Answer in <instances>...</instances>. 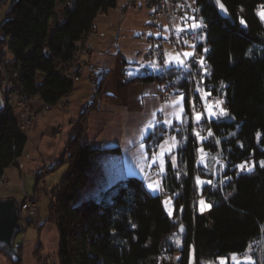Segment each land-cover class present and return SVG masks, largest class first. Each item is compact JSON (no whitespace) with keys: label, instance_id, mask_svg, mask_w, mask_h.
I'll list each match as a JSON object with an SVG mask.
<instances>
[{"label":"trees","instance_id":"obj_1","mask_svg":"<svg viewBox=\"0 0 264 264\" xmlns=\"http://www.w3.org/2000/svg\"><path fill=\"white\" fill-rule=\"evenodd\" d=\"M220 1L228 17L220 14L215 0H197L195 14L204 25L209 48L203 62L211 75L202 90L210 98H223L227 113L199 123L210 135L199 146L206 150L208 163L197 159L189 83L175 79L177 66L167 63L165 76L153 80L184 95L187 105L185 121L174 130L177 165L167 157L162 182L165 195L172 199V213L165 208L164 195L151 192L136 176L122 178L74 205L90 179L91 159L101 151L82 140L78 127L66 146L70 169L52 204L59 234L58 264H163L177 254L178 264H218L221 257L231 264L230 253L247 247L253 238H262L264 246V24L258 15L264 0ZM59 3L65 7L61 22L55 18ZM116 6L117 0H16L0 25L4 36L10 37L13 59L5 70L14 93L53 105L68 96L75 83L65 77L63 65L74 59L79 46H86V39L96 32L97 18ZM195 47L200 52L204 45L196 41ZM2 79L0 68V85ZM94 83L100 95L104 78L97 75ZM93 106L89 102L86 112ZM167 132L158 125L148 135L149 155ZM27 141L13 108L1 106L0 176L17 165ZM219 153L227 161L225 182L212 193L211 159ZM199 192L210 206L207 216L198 211ZM14 245L19 259L12 264H22L23 243ZM255 254L249 262L234 264H264V258L258 260Z\"/></svg>","mask_w":264,"mask_h":264},{"label":"crops","instance_id":"obj_2","mask_svg":"<svg viewBox=\"0 0 264 264\" xmlns=\"http://www.w3.org/2000/svg\"><path fill=\"white\" fill-rule=\"evenodd\" d=\"M128 2L129 0H117L115 9L100 15L102 17L100 21L106 29L103 31L100 25L95 24L96 32L85 41L86 46L95 49V55L87 61L85 77L77 82L80 84L74 85L67 96L71 104L69 111H53L33 122L26 131L28 141L23 155L17 161V165L11 166L16 167L18 171L14 172L10 168L5 171L10 179H15L17 175L21 177L22 170L27 167L35 174L45 167L52 169L66 159V146L75 136L78 128L77 123H71V120L80 121L85 112V130L82 139L92 147L101 150L91 159L89 180L99 178L100 184L111 186L122 178L136 176L143 179L147 186L153 184V188L148 187L151 192L158 191L155 194H161L159 190L165 176L167 157L170 156L173 165H177L178 140L174 130H178V126L187 117L186 99L182 94H173L167 102L159 97L160 85L149 76L151 70L157 68V63H148L143 59L151 46V41L156 38L152 33V36L146 37L147 40L143 39L142 43L130 41L137 36L132 33L136 30L130 23H135V16L141 10H128L123 13L122 10ZM140 3L138 1L137 5ZM61 8L59 22L63 19L65 7L61 5ZM90 75L104 78L100 95H97L96 83L88 80L87 77ZM136 78H138L136 81L129 82L130 79ZM82 80H84L83 83H81ZM91 101L94 102V106L86 112L87 105ZM173 101H180L183 113H180L179 107L173 105ZM0 105H3L1 99ZM173 113H179V118ZM204 115V119H212L208 112L204 111ZM148 121H152L155 127L163 125L168 130L157 151L152 155H149L147 151L145 139L155 127L149 130ZM165 121H171V123H165ZM141 136L144 137L143 140ZM141 143L145 145L143 149L140 147ZM113 148H119V152H111ZM27 151L31 154L28 160L25 158ZM142 154L143 160H141ZM66 164L62 177L58 179L59 185L70 169V162L65 161L49 172L55 175L57 169ZM49 181L48 175L46 180L41 179L39 183L42 190L38 195V210L35 211L41 209V196H45L50 201L52 188L59 187L54 185L56 183L50 185ZM17 195L18 190L8 185L3 188L0 197L24 201H21ZM28 196L30 195L25 194L24 199ZM199 202H201L199 213L207 216L210 206L205 197L200 198ZM51 224L52 226L47 228L46 225H41L36 240L23 242L22 264H45L49 258H52L54 262L58 261L59 234L57 225ZM43 233L44 241L41 238ZM44 243L48 247H45ZM178 257L179 254L175 255L173 261L164 260L163 264H178ZM249 261V258H245L237 263ZM0 264H11V261L4 254H0Z\"/></svg>","mask_w":264,"mask_h":264},{"label":"built area","instance_id":"obj_3","mask_svg":"<svg viewBox=\"0 0 264 264\" xmlns=\"http://www.w3.org/2000/svg\"><path fill=\"white\" fill-rule=\"evenodd\" d=\"M150 5L149 14V26L162 27L163 19L168 23V29L170 31V43L173 47H177L180 50L182 42L186 38H191L193 41H198V36L203 35L204 40L198 41L203 43L204 47L202 51L194 45V53L190 57H185L183 54V61L187 65V68L177 67L175 73V79L183 80L189 83V106L193 113L194 102L199 95L200 88L202 90V83L207 76L211 75V70L204 65V53L208 52L209 48L205 44L204 25L201 28H188L189 25H193L199 20L195 14L198 9L197 0H145ZM201 21V20H200ZM183 29V31H181ZM10 37H5L0 28V68L3 72V79L0 85V99L3 101L2 106H11L16 115L17 121L21 128L30 126L32 120L43 117L46 113L58 110H69L70 102L65 99H61L57 104H48L42 102L41 109L33 108V101L26 100L23 97L17 96L13 91V82L5 70L6 67L12 62L13 56L10 52L8 42ZM207 49V51H205ZM11 55L9 59L7 53ZM94 54V50L91 47L81 45L77 48L76 55L73 60L66 62L63 65V72L65 77L71 79L74 83L81 80L84 71L87 66V61ZM145 62L157 63V68L151 70L150 77L155 79L156 77H163L166 74L168 67L165 53L163 52L160 44L153 41L152 45L147 51L144 58ZM90 81L94 82L95 75L89 76ZM175 94L174 89L168 88L166 85H160L159 96L163 101H168L170 97ZM202 96H200L201 99ZM202 100V99H201ZM203 102V101H202ZM204 104V103H203ZM199 106V105H198ZM192 134H200V125L194 124L192 127ZM197 135V136H198ZM227 169V161L222 154L214 160V173H213V186L216 184L219 177L223 176ZM42 171V170H41ZM40 171V173H41ZM2 178V177H0ZM21 211L29 208H35L36 202L29 201L24 204L18 203ZM262 238L255 237L250 244L242 249H239L235 256L229 257L231 264L237 263L240 259L249 258L254 253H259L262 248ZM49 264V263H48Z\"/></svg>","mask_w":264,"mask_h":264},{"label":"rangeland","instance_id":"obj_4","mask_svg":"<svg viewBox=\"0 0 264 264\" xmlns=\"http://www.w3.org/2000/svg\"><path fill=\"white\" fill-rule=\"evenodd\" d=\"M0 1L2 2L1 6H0V25H1L8 18V10L10 9L11 5L16 0H0ZM138 1L141 2L139 5H137ZM61 9L62 8H61V5L59 3L58 4V8L56 9V15H55V18L57 20L59 19L60 15H61ZM135 9L136 10L138 9V10H141V11H138V13L136 14L135 23H130V24H133V29L136 30V31H134L132 33L137 35L134 39H130V41L142 43V42H144L143 39L147 40L146 37L147 38L151 37L152 33H153L154 34L153 37L156 38V39L152 40L150 45H152L153 41H156L158 44H160L163 52L165 53V57H166L167 63L169 65H173V66H176V57L177 56H179V59L183 60L182 54H184V53L193 54L194 53V45L196 44V41H193L191 38H186L182 42L180 50L177 47L175 48V47H173L171 45V43L169 41L170 40V31L168 29V23L165 21V19H163V21H162V23H163V27L162 28L149 26V24H148L149 22L148 21H149V14H150L151 8H150V5L147 2H145V0H129V2L123 8L122 11H123V13H126L128 10H135ZM147 11H148V14H147ZM146 14H147V17H146ZM258 15H259V17L261 18V20H262V22L264 24V18H262V17H264V5H262L259 8ZM101 18H102L101 16L98 17L96 24L100 25L101 29L103 31H105L106 26L101 23V21H100ZM103 18H104V16H103ZM196 24H201L203 26V23L200 20L198 22H196ZM53 26L54 25H53V22H52L51 23V29H52ZM191 26L192 25H189L188 28H191ZM201 27H198V28H201ZM139 39H141V40H139ZM203 40H204V36L203 35H199L198 36V41H203ZM91 49H93V48H91ZM93 50H94V54H93V56H94L95 55V49H93ZM146 54H147V52L144 54L143 59L145 58ZM190 56H188V57H190ZM7 57L9 59L11 58V55L9 54V52L7 53ZM91 58H89V60ZM87 65H88V63H87ZM85 75H86V69L84 71L83 77H85ZM87 78L90 81L89 76ZM79 81H77V82H79ZM77 82H75L76 85L80 84V83H77ZM83 82H84V80L81 81V83H83ZM90 82H92V81H90ZM92 83H94V82H92ZM87 86H90V85L87 84ZM159 91H160V88H159ZM202 91L203 90H201V88H200L199 95L197 96V99L194 102L195 105H194L193 108H195V110H193V113L191 112V121H192L193 125L194 124L198 125V123H200L202 120H204V118H205L204 111L208 112L207 105H211L212 111L216 112V115H210L209 112H208V114L210 115V118H215L217 115H220L219 114V110L220 109L224 110V99L223 98H221V97L210 98L209 95H206V94H208L206 91H203V92ZM200 96H202L201 97L202 100L200 99ZM65 99H67V96L65 97ZM30 101L34 102V104L31 103L33 108L41 109L43 103H42V101L39 98H33V99H30ZM67 101H69V100L67 99ZM217 101H221L222 103H220L217 106V103H216ZM164 102H167V101H164ZM0 107H1V105H0ZM70 107H71V105H70ZM54 111L68 112L69 110L66 111V110H62V109L61 110L56 109ZM49 113H51V112H49ZM49 113H46L41 118H44ZM197 116H199V119H197ZM41 118H36V119L32 120L30 126L23 127L22 129L26 132L31 127V125L33 124V122L35 120L41 119ZM84 119H82V120H80L78 122H76L73 119L71 120V123H77L78 127L82 129L83 133H84V130H85V120ZM204 130L205 129H203V127L200 125V134L198 135V140H197V159L199 160V162L201 164L202 163L206 164V162L208 163V160L206 161V158H207V154H205V153H207L206 150L202 149L201 147L199 148L201 140H203V138L205 139L206 136H210L209 133L204 131ZM83 133H82V138H83ZM66 154H67L66 159L62 160L61 163L65 162V161L70 162L69 161V155H68L67 152H66ZM219 154H222V153H219ZM219 154H217L213 158V160L211 159V168H212V172L213 173H214V160H215L216 157L219 156ZM30 155H31L30 151H27V155H26L25 158H27V160H28L29 159L28 157H30ZM204 155H205V157H203ZM61 163H59V164H61ZM59 164H57V165H59ZM262 164H263V162H262ZM65 166H67V164L64 165V167H61V168L57 169L55 175L49 173L50 171H52L51 168L45 167V168L42 169L41 173H40V171H38V172H36L34 174L33 172H31L29 170V167H27V168L22 170V176L19 177L17 175V177L15 179L14 178L10 179L5 173H4V175L0 176V177H2V178H0V194L3 192V188L8 187V185H9L10 188H14L15 187V189L18 190L17 197L19 199H21V201L22 200L25 201V202L22 201L20 203L24 204V203L29 202V201L36 202V207L33 208V209L29 208V209L22 210V211L20 209V211H21V213H20L21 222L23 223L25 231H23L22 233H20L16 237V240H15L16 242H22V243L24 242V243H26L28 241L36 240L38 235H39V229H40L42 224L46 225L45 226L46 228L48 226H52L51 223H55L56 224L55 215H54V212L52 210L53 198H54V194H55V191H56L55 188H52V190H51L50 201L45 196H43V195L41 196V202H40L41 209L39 211H35V210H38V199H39L38 195L41 193V190H42L41 189V185H39V183H40L41 179H45L46 180V177H48V175H49L50 185L51 184L53 185L54 183H56L54 185H59V180L58 179H60L62 177L63 171L66 168ZM10 169H12V171H14V172L18 171V169L16 167H10ZM224 182H225V180H224V175H223V176L218 178V180H217L216 184L213 186V190H211V192L214 193V192H217L218 189H221V185ZM200 183H201V181H199V188H200L199 191L201 192ZM145 185L148 188L147 184H145ZM108 187H110V186L103 185L102 183L100 184V179L99 178L98 179L97 178H92L91 181L89 180L87 182V184L84 185L80 189V191L78 193V196L74 200L73 204L74 205L79 204V203L83 202L85 199H87L90 196H97L103 189H107ZM57 188H58V186H57ZM34 190H35V192H34ZM159 192H161V194L164 195L165 208H166L167 212L169 214H171L172 211H173L172 199L170 198V196L165 195L164 189H163V183H161V185H160ZM200 192H199V195H198V202H197L199 211H200V205H201V202H199V199L203 197V195H201ZM154 193H158V191L154 192ZM25 194H29L30 196L25 197V199H24ZM0 198H2V197H0ZM17 203H19V201H17ZM49 203H50V206H49ZM48 213H49V216H48ZM28 221H30V222H28ZM211 226H213V225H211ZM41 238H42V240L44 239V233L42 234ZM262 243H263V241H262ZM44 246L48 247V245L45 244V243H44ZM237 252L238 251H233V252L230 253V255L231 256H235ZM0 254H4V253L0 251ZM22 255H23V253H22ZM255 257L258 258V260H262L264 258V246H263V244H262L261 251L258 254H255ZM22 263H23V261H22ZM48 263L49 264H56V263H58V261L55 260V262H54V260L52 258H49V259H47L45 261V264H48ZM227 263H228V258L227 257H221V258L218 259V264H227ZM11 264H12V261H11Z\"/></svg>","mask_w":264,"mask_h":264},{"label":"water","instance_id":"obj_5","mask_svg":"<svg viewBox=\"0 0 264 264\" xmlns=\"http://www.w3.org/2000/svg\"><path fill=\"white\" fill-rule=\"evenodd\" d=\"M217 2V0H215ZM219 12L223 17H228V12L220 7L223 4L220 0L217 3ZM20 207L13 198H0V251L3 252L12 262L19 259V248L14 245L16 237L24 231L21 224ZM182 229V228H181ZM183 229L180 230L182 233Z\"/></svg>","mask_w":264,"mask_h":264},{"label":"snow or ice","instance_id":"obj_6","mask_svg":"<svg viewBox=\"0 0 264 264\" xmlns=\"http://www.w3.org/2000/svg\"><path fill=\"white\" fill-rule=\"evenodd\" d=\"M217 3H219V0H217ZM220 7L223 9V7H224L223 4H220ZM224 11L226 12L227 10L224 9ZM262 18H264V17H262ZM201 26H202L201 24H195L194 23L191 27L195 29V28H198V27H201ZM181 31H183V29H181ZM205 51H207V49H205ZM183 55L185 57H188V56H190L192 54L191 53H184ZM176 66L177 67H181L182 66L184 68H187V65L184 63L183 60L179 59V56L176 57ZM129 75H131V73H129ZM206 95H210V94H206ZM181 100H183V97H181ZM216 103H217V106H218L222 102L221 101H217ZM173 105L175 107H179L180 113H183V107L180 105V101H173ZM207 110H208V112H209L210 115H216V112L212 111L211 105H207ZM161 111H163V109H161ZM173 114L174 115H177L178 118H179V113H173ZM219 114L220 115H227V113L223 109H220L219 110ZM153 115H155V114H153ZM197 119H199V116H197ZM165 123H171V121H165ZM154 127H155V125L153 124V122L152 121H148L147 128L150 130V129L154 128ZM143 138L144 137L141 136V139L142 140H143ZM173 142H174V138H173ZM140 147L143 149L145 147V145L143 143H141ZM143 159H144V157H143V154H142L141 155V160H143ZM173 161H174V158H173ZM154 162H155V160H154ZM239 167L241 169H244L245 168V165L242 164V165H239ZM141 170L143 171V169H141ZM247 170L248 171H251L252 169H251V167H249ZM149 179H151V177H149ZM208 183H211V181H208ZM148 187L149 188H153V184H149Z\"/></svg>","mask_w":264,"mask_h":264}]
</instances>
